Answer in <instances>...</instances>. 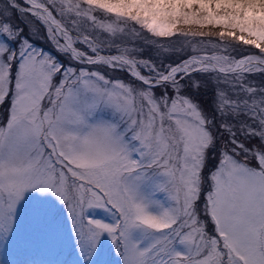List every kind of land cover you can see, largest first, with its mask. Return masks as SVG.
<instances>
[{
    "label": "snow or ice",
    "instance_id": "snow-or-ice-1",
    "mask_svg": "<svg viewBox=\"0 0 264 264\" xmlns=\"http://www.w3.org/2000/svg\"><path fill=\"white\" fill-rule=\"evenodd\" d=\"M113 256L264 264V0H0V264Z\"/></svg>",
    "mask_w": 264,
    "mask_h": 264
},
{
    "label": "rangeland",
    "instance_id": "rangeland-1",
    "mask_svg": "<svg viewBox=\"0 0 264 264\" xmlns=\"http://www.w3.org/2000/svg\"><path fill=\"white\" fill-rule=\"evenodd\" d=\"M183 30H185V31H198V30H200L199 28H198V26H196V25H192L191 27H188V26H185L184 27V29ZM212 29H209V28H205L204 29V31H211ZM173 39H175V38H173ZM207 39V38H206ZM145 55H147V53H145ZM233 55H236V53H233ZM109 242L108 241H105V243H104V245H103V248L105 249V250H107L108 248H109ZM112 260H113V264H116V258L113 256L112 257Z\"/></svg>",
    "mask_w": 264,
    "mask_h": 264
}]
</instances>
